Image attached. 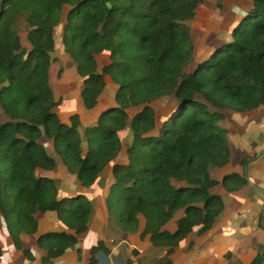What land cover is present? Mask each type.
Returning <instances> with one entry per match:
<instances>
[{
  "label": "trees",
  "instance_id": "trees-1",
  "mask_svg": "<svg viewBox=\"0 0 264 264\" xmlns=\"http://www.w3.org/2000/svg\"><path fill=\"white\" fill-rule=\"evenodd\" d=\"M203 1L0 0V223L26 259L34 256L21 236L37 233L38 213L54 212L67 229L36 238L45 252L40 264H57L87 231L93 212L83 195L59 198L55 181L39 172L56 167L45 140L81 186L90 188L121 152L120 133L129 127L127 160L111 170L105 207L125 233L136 232L143 217L140 238L148 235L153 247L165 249L156 264H171L169 256L195 226L198 234L211 229L224 206L213 193L217 185L229 192L242 186L245 179L226 174L219 181L209 168L230 159L220 109L243 113L264 105V0H252L229 39L194 61L185 22ZM22 14L29 47L14 28ZM62 18L63 49L82 78L84 107H95L105 76L117 86L115 105L83 134L78 114L65 123L53 111L59 101L49 66ZM101 53L109 62L98 71ZM165 97L175 103L159 119L151 103ZM253 158L245 157L243 168ZM173 219L174 229L167 228ZM101 250L106 252L102 240L85 264H97ZM262 256L249 264H262Z\"/></svg>",
  "mask_w": 264,
  "mask_h": 264
},
{
  "label": "crops",
  "instance_id": "crops-1",
  "mask_svg": "<svg viewBox=\"0 0 264 264\" xmlns=\"http://www.w3.org/2000/svg\"><path fill=\"white\" fill-rule=\"evenodd\" d=\"M251 2L252 0H221L220 4L223 6L219 9L216 0H204L196 8L194 18L185 22L191 29L194 61L208 56L216 45L229 39L232 27L250 7ZM57 46L55 60H52L49 66V84L55 100L59 101L53 111L65 123L69 122L72 114H78L79 131L83 134L85 127L95 124L103 111L115 105V94L108 96L103 89L95 107L85 108L80 99L82 78L77 74L75 63L64 51L62 40ZM96 60L97 69L100 71L108 64L109 56L101 53L96 55ZM56 66L58 70L61 69V73L59 77L56 75L55 79H52L51 75L57 73ZM107 84L112 85L113 82L105 76V86ZM220 111L224 117L219 121V125L225 129L231 150L230 159L223 167H210L209 173L212 178L219 181L226 174H234L236 179L242 178L245 181L241 187L232 192L227 191L222 184L213 189L214 194L222 197L223 209L207 232L198 234L199 226L192 229L169 256L171 264H249L264 251V105L243 113L229 109H220ZM120 134L121 152L103 170L93 187L85 188L81 184L68 185L67 179L73 178L74 174L64 173L56 176L57 160L53 170H39L55 181L59 198L83 195L92 202L93 206L87 231L78 236V243L75 246L69 247L56 259L57 264H85L91 258V247L100 240L103 241L106 252L101 250L95 254L97 264H125L127 260H131L132 264H156L164 256L165 249L153 247L148 235L143 239L140 238L144 226L142 216L139 217L137 231L133 233H125L109 219L105 198L112 183L111 170L115 163L127 160L125 149L130 140L129 127ZM47 142L52 145L51 141ZM247 156L254 158L243 168L241 162ZM94 205L95 207L98 205L103 212L101 221L96 220L97 211ZM181 215L182 210H179L174 219ZM36 218L37 233L21 236L25 245L33 252L34 260L29 261L14 247L15 255L10 261L12 264H40V258L45 252L37 247V236L45 232L67 230L58 221L54 212L38 213ZM174 219L167 224V228L174 229ZM92 231L94 235L88 239L87 235ZM133 248L138 250L137 255L131 253ZM5 263L7 264L1 255L0 264Z\"/></svg>",
  "mask_w": 264,
  "mask_h": 264
},
{
  "label": "rangeland",
  "instance_id": "rangeland-1",
  "mask_svg": "<svg viewBox=\"0 0 264 264\" xmlns=\"http://www.w3.org/2000/svg\"><path fill=\"white\" fill-rule=\"evenodd\" d=\"M216 1H217V8L221 9V7L223 6V4H220L221 0H216ZM225 1H230V0H225ZM66 8L67 7H65V9ZM63 23H64V18H62L61 22L54 28V38H55V44L56 45H55V50L52 53L53 57L55 55V52L58 49L57 43H59V41L61 40L60 37H62ZM14 28L16 29V31L18 32V34L20 36V40H21L22 45L25 46V47H29V44H28L27 39H26V32H27L26 14H22V15H20L18 17L17 23L15 24ZM55 65H57V64H55ZM57 67L58 66H56L57 73L55 72V74L53 73L51 75L52 79H55L54 77H56V75H57V77H59V75L61 73V69L58 70ZM50 81H52V80L50 79ZM115 90H116V85L114 83L112 85L111 84H107L105 86V88H104V93L106 95H108V96L109 95L114 96ZM174 103H175V101H174L173 97H165V98H160V99H157V100L153 101L151 103V105H152L153 109L155 110V112L157 114V117L159 119H163L168 114L170 108L174 105ZM61 122H63V121H61ZM43 146L46 148L47 152L50 155L55 157V159L57 160L58 166H60V167L57 166L56 176H61L64 173H69L67 171L65 165H64L63 160L56 154V152L54 150V147L52 145H50L47 141L43 142ZM67 184L68 185H72V186H78L80 183H79L78 179L76 178V176L73 175V178H68L67 179ZM94 207H95V205H94ZM95 208H96V211H97L96 212V214H97L96 220L97 221H101L103 219V212L99 208L98 205H96ZM2 229H4V228L2 226V223H0V245L2 247V256H3V259L5 260V262H7V264H12L10 261L12 260V257H14V255H15L14 254V252H15L14 246H13L8 234L4 233L5 232L4 230L1 231ZM95 231H96V229L94 230V232ZM94 232L93 231L90 232L87 235V238L88 239L92 238L93 235H94Z\"/></svg>",
  "mask_w": 264,
  "mask_h": 264
},
{
  "label": "water",
  "instance_id": "water-1",
  "mask_svg": "<svg viewBox=\"0 0 264 264\" xmlns=\"http://www.w3.org/2000/svg\"><path fill=\"white\" fill-rule=\"evenodd\" d=\"M131 253L133 255H137L138 254V250L136 248H133L132 251H131Z\"/></svg>",
  "mask_w": 264,
  "mask_h": 264
},
{
  "label": "built area",
  "instance_id": "built-area-1",
  "mask_svg": "<svg viewBox=\"0 0 264 264\" xmlns=\"http://www.w3.org/2000/svg\"><path fill=\"white\" fill-rule=\"evenodd\" d=\"M262 264H264V251H263V256H262Z\"/></svg>",
  "mask_w": 264,
  "mask_h": 264
}]
</instances>
